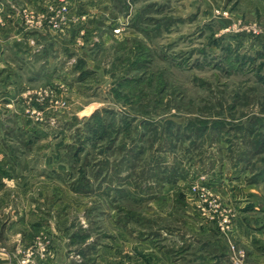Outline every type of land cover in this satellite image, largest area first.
<instances>
[{"label": "rangeland", "instance_id": "374dc122", "mask_svg": "<svg viewBox=\"0 0 264 264\" xmlns=\"http://www.w3.org/2000/svg\"><path fill=\"white\" fill-rule=\"evenodd\" d=\"M61 3L76 35L34 49L37 106L0 127V190L23 154L32 169L3 196L0 240L25 219L22 264H264V65L217 42L236 1ZM254 23L235 33L264 49Z\"/></svg>", "mask_w": 264, "mask_h": 264}, {"label": "crops", "instance_id": "0c3cea01", "mask_svg": "<svg viewBox=\"0 0 264 264\" xmlns=\"http://www.w3.org/2000/svg\"><path fill=\"white\" fill-rule=\"evenodd\" d=\"M61 1L62 0H0V127L3 125L10 126L9 123H15L16 125L21 123H19V120H17L18 117H16L15 114L18 113V109H21L23 102V111L29 112L31 107L37 106L32 101L33 90L28 83L32 79L30 74L28 75L26 72V66L33 61L34 49L37 47L38 50L41 48V52L42 49H44V51L45 49H49L55 52L60 46L64 47L66 38H70L71 41L76 35L77 23L73 20L63 25V28L60 30H54L48 25L42 28H33L26 22L27 12L47 17L51 15L54 9L60 6ZM235 1L236 4L231 10L224 7L221 8V11L223 10L224 13L226 11L230 13L228 14L229 16H226L225 20H223L224 24L218 29L219 31L217 33L221 32V35L217 36V42L218 44L219 42H223L225 44L223 46L224 48L229 47L234 51L238 50V52L239 50L249 49L251 52L248 56H250V59H253L255 65H264V49L255 37L235 33H240L242 31L239 26L241 17L246 18L250 16L252 19H262L264 14L263 0ZM245 1L247 3H245ZM245 21L246 20H244V22ZM254 21L256 22L257 20ZM88 31H90L89 36H86L88 40H91L96 32L98 33V30L90 28ZM225 31L234 32H232V34H225ZM67 32L69 33L65 35ZM228 43H230L229 46ZM237 55H239V53ZM36 56L37 55H35V57ZM43 56H45V54ZM244 56L245 59L248 58L247 55ZM24 123H26V121ZM30 158V156L23 154L22 160H20L22 164L19 165V167L22 166L20 173H17L18 170L16 168H13L16 171V176L19 177L18 180L13 179L15 185H8V183L5 182L3 189L0 190V210L6 209L12 205V202L3 198L4 194L7 193L9 189L10 191L15 189L22 190L23 193H27V188L30 189V184L27 186L26 181L28 172L30 173L32 170L29 162ZM241 177L243 178L244 175ZM240 179L241 178L233 180L232 183H235L234 181L240 182ZM234 199H236V196H234ZM9 222L11 223V220ZM237 225L244 228L241 219H238ZM16 226H19V229L24 227V230H18L17 232ZM250 230L254 232L251 228V224ZM1 233H4V238L0 240V264H22L21 260H24L25 257H30V259L33 258V249H27L25 244L30 243L29 240L26 241V239L30 236V240H32V235L35 234V232L27 228V221H25V219H21L17 223L9 225L8 229L2 230ZM31 262L32 260L26 264H31ZM222 262L224 261L222 260Z\"/></svg>", "mask_w": 264, "mask_h": 264}, {"label": "built area", "instance_id": "2783aa9c", "mask_svg": "<svg viewBox=\"0 0 264 264\" xmlns=\"http://www.w3.org/2000/svg\"><path fill=\"white\" fill-rule=\"evenodd\" d=\"M62 4V3H61ZM57 7V9H54L49 16L39 15L35 13L27 12L26 15V22L29 26L33 28H42L45 25H48L54 30H60L62 26L67 21V15L70 13V8L67 5H61ZM255 25H251L249 27H246L245 29L249 32H252L253 34H264L262 32V29H260L259 25L254 23ZM120 30L117 29L115 32L118 33ZM1 250V249H0Z\"/></svg>", "mask_w": 264, "mask_h": 264}, {"label": "trees", "instance_id": "16d2710c", "mask_svg": "<svg viewBox=\"0 0 264 264\" xmlns=\"http://www.w3.org/2000/svg\"><path fill=\"white\" fill-rule=\"evenodd\" d=\"M261 78H264V77H261ZM261 78L258 79V81H261ZM96 120L97 124H99V126H106V123L109 121V120H104V123H98V121L100 120V118H98L96 115L93 117V121ZM122 125V124H121ZM123 126V125H122ZM110 127V126H109ZM119 179V178H118ZM126 183V182H125ZM124 183V191L126 190H129V187L126 186V184ZM139 188L141 189L142 191H147V190H144L143 186H141V184H137L136 185V189ZM121 189V188H120ZM153 199V198H152Z\"/></svg>", "mask_w": 264, "mask_h": 264}]
</instances>
